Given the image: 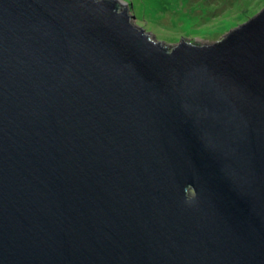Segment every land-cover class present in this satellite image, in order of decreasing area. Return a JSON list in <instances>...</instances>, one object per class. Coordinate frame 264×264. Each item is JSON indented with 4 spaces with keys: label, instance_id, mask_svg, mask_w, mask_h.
I'll use <instances>...</instances> for the list:
<instances>
[{
    "label": "water",
    "instance_id": "95a60500",
    "mask_svg": "<svg viewBox=\"0 0 264 264\" xmlns=\"http://www.w3.org/2000/svg\"><path fill=\"white\" fill-rule=\"evenodd\" d=\"M126 0H0V264H264V8L156 40Z\"/></svg>",
    "mask_w": 264,
    "mask_h": 264
},
{
    "label": "rangeland",
    "instance_id": "374dc122",
    "mask_svg": "<svg viewBox=\"0 0 264 264\" xmlns=\"http://www.w3.org/2000/svg\"><path fill=\"white\" fill-rule=\"evenodd\" d=\"M126 1L130 14L135 16L132 18L152 37L169 41H181V36L191 40H220L226 31L264 8V0Z\"/></svg>",
    "mask_w": 264,
    "mask_h": 264
},
{
    "label": "trees",
    "instance_id": "16d2710c",
    "mask_svg": "<svg viewBox=\"0 0 264 264\" xmlns=\"http://www.w3.org/2000/svg\"><path fill=\"white\" fill-rule=\"evenodd\" d=\"M246 10V9H245ZM247 10H249V9H247ZM251 11V10H250ZM252 12H253V10H252ZM251 16V14H248V17H250Z\"/></svg>",
    "mask_w": 264,
    "mask_h": 264
}]
</instances>
